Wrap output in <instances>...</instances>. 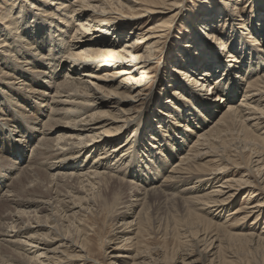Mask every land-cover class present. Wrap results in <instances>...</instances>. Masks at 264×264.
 <instances>
[{"label":"bare ground","instance_id":"obj_1","mask_svg":"<svg viewBox=\"0 0 264 264\" xmlns=\"http://www.w3.org/2000/svg\"><path fill=\"white\" fill-rule=\"evenodd\" d=\"M137 1H139V3ZM137 1L3 0L2 3H0V160L6 158L4 155L11 154L12 151H15L16 154L13 156L16 157L17 161H21L24 157L25 145H28L26 143H30V141L33 142L34 140L35 143H32L30 149H32L33 153L35 152L32 157L35 160L40 156H44V159L49 157L48 159L50 160V157L54 156V149H51L53 142H55V140H60V142L64 140L63 146L56 150V152L59 151V153L55 154L60 159L57 158L60 164L57 165L56 163L58 162L50 163L48 167L49 171H65L68 167L79 170V167H83L78 166V164L82 163V158H80V156L77 155L78 157L74 158L75 156L73 155L74 157H72L74 160L71 156H68L71 157L70 159L66 157L73 152V149H78L81 144L85 145V149H81L82 152H80V154L83 155L89 152L91 153V151L94 150L96 153L98 149V152H100L98 153L99 156H106L110 153L112 154L111 156H113L119 152L120 155L123 153L124 155L117 160L115 164V166L119 165L116 167L117 169L122 165L126 166L122 168L124 169L122 172L119 170L116 171L118 172L116 173L114 171L115 169L111 167L108 172H101L100 170L102 169L101 166L104 165L106 167V163L111 164L113 160L115 162L116 158L118 159V156H115L112 160L109 157H103L98 161L95 157V159H93L96 160L94 173L83 175L79 174L81 171L79 170V173L75 174L78 175L77 177L75 176L76 179L82 177L86 179L87 176V181H89V185L91 184L92 186H95L94 183L97 180L96 178H100V182L112 184L116 187H125L128 186L127 184L129 182H125L130 178V174L125 175L124 173L130 170L131 164H136L138 168L136 179H144V181L147 182L150 179L156 180L155 176H159L164 180L163 183L165 185L162 187L160 186L161 188H156L157 186H155V189H149L150 191L142 189L145 192L142 190V192L140 190V192L137 191L139 193L133 192L134 195L131 197L135 200L127 202L128 204L130 203L127 206V211H130L131 214L128 215L127 212L123 213V215L119 214L120 216L115 218V221L121 224L117 229L119 231L123 229L122 233H125L128 229L134 228L133 233L137 232V234H135L134 238H125L126 236L117 238V240L123 238L119 244L124 242L134 244L136 240V245L140 244L138 238L140 234L145 233L148 224L146 216L149 213L150 205L153 201L157 200V198H166L167 200L179 199V202L184 204L183 208H188L187 215L194 218L192 225L195 226L194 234L196 238L193 239L198 241V247L201 242H205L207 239L209 240L210 247L208 248L210 249L204 253L203 257L204 259H212L209 261L213 264V262L215 263L213 259H217L221 251L226 247L224 246L222 249L221 243L219 242V245L217 244L216 246L217 238H209V235L205 237L206 234L201 233L199 223H201V225L204 224L205 228V223L208 221L204 220L200 215L201 213L199 214V211L202 209L198 207L207 206L210 210L218 206H224L223 208H225L239 192L245 188L252 187L254 183L251 182L248 175L254 174L256 168L261 176H259L261 178L259 183L263 185L261 189H264V147L259 151V149L254 146L253 153L255 155L249 161L248 166L251 165V167L247 170V179L246 177L240 180L232 178L226 181L224 175L228 170L226 171L225 169L230 166L239 169L243 164L239 162L238 155H224L225 153L222 154L219 151L220 149L217 150L216 147L221 135H223L226 130H231V126L237 122H240L239 124H241V126L243 125L242 127L248 136H252L254 132L252 128L254 127L256 128H254V130L260 129V131H262V129H264V11L260 13V9L254 10L255 8H252L250 26L248 18L244 17V10L241 9L240 11L238 9V5L242 0H212L222 2L221 4L210 2L207 5L208 7L206 6L203 11V13H206L203 16L205 19L196 20L191 18V22L195 29H201V35L204 31L207 33V40L210 41L209 43H218L217 40H220L219 48L212 50L195 43L191 44L190 47L182 46L183 51L179 53V55L177 53L179 61L173 60L176 63L175 71L177 75L174 76L173 74L166 82L168 86L173 87V90L168 96L166 93L167 90H160V96H167V98H164V100H167V104L162 101L159 102V106L157 105L155 110L152 111V119L155 121L150 120L145 126L139 125V131L144 129L142 133H139L141 136H138L139 134H134V130L132 132L134 135H131L133 140H130V138H132L131 136H127L126 143L128 144L122 145L121 143L116 144L120 140L118 136L121 132L130 125H135L136 127L140 123L136 122L134 120L135 118H132L130 112L136 108L135 104L141 101L140 97L145 91L144 88L148 86L147 79L149 78L148 74L152 70V62L155 60L154 57H156L154 55L155 51L161 47L160 42L165 38L166 34L170 32L174 18V15L170 17L161 16L158 22L163 21L161 22L163 25H161L159 30L154 28L153 32L148 31L150 33H147V31H145V33H143L141 29H138L133 32L134 26L138 24L137 20L140 19L141 14L143 15L144 13L148 17L153 14L166 15V10L169 12L172 11L171 4L173 3V0ZM252 3H258V0H252ZM174 5H178L177 0L174 2ZM137 7L141 9V13L136 11ZM169 7L170 9H168ZM258 12L260 13L259 15ZM256 13L258 16L255 17ZM124 16L126 17L124 18ZM227 26H230L229 35H222L221 30L225 29V31H227ZM194 33L199 36L196 32ZM114 37L116 41H113ZM133 37L135 38L133 39ZM226 58L227 61L225 62L224 60ZM96 73L98 75H96ZM92 79L96 80L98 84H91V81L89 82L88 80ZM194 81H196L197 85L189 86V84ZM33 85L41 90L37 93L36 90H33ZM92 86H94L95 89H93ZM48 91H54V93H56L54 94L56 95V102L53 101L55 103L54 108L53 104L48 105L49 102L43 105V102H45L43 98L46 97ZM63 93H66V95L68 94L66 100L62 98ZM54 95L53 97H55ZM59 96L60 98H57ZM53 97L50 98L55 100ZM113 97H115L114 99L117 100V103L112 102L113 105L109 106L112 103L105 102V100ZM240 97H242L243 100L238 105L237 101ZM253 100H256L254 102L257 103H255L257 106L253 105ZM221 103L227 104V112H220L219 115H221V118L215 123H210L214 116L213 113L219 111ZM28 107H30L31 110H36L42 116L46 113V109L48 108V111H51L50 114H48L49 124L51 122H53V124L54 122L60 123V119L61 122L63 120L68 122L71 120L69 122L70 125L68 124L70 127L66 128L65 126L66 132L63 134L59 133L60 135L56 139L47 138L41 129L38 119L27 117L26 113H29V111H27ZM79 108L82 112H80L81 110L77 111ZM106 108L110 109L107 110ZM86 114L88 115L86 116ZM128 114L131 116H127ZM245 117L246 119H244ZM31 121L35 122L32 123ZM150 124L153 125L152 128H150ZM209 124H212V126ZM95 125L98 126L93 128L90 127ZM78 127H80V129H77ZM43 128H45V126ZM147 129L148 131H145ZM100 130H102V132L98 133ZM86 131L93 134L84 133ZM38 134L43 138L38 140L36 138ZM25 135H29V139H25ZM122 135L126 136V134H121L120 136ZM102 136L107 138L105 139V146L101 142L97 143V140H100ZM90 143L94 144V150H92L93 146L90 145ZM83 145L82 147H84ZM8 151L10 153H8ZM242 152H244V150ZM63 157L66 158L64 159ZM208 158L209 161L207 163L217 162L218 160L220 163L225 162L224 164L218 163V165H210L213 172H216L213 174L210 170L211 174H213L210 177V174L203 173L207 170V167H204V165L206 166L207 164L204 160ZM102 159H106V163H103L104 161L102 162ZM134 159H137V161L134 162ZM62 162H64V164L69 162V164L64 166ZM120 162L122 163L120 164ZM169 162H171L172 165H169ZM13 163L14 161L12 162V166H7L8 168L5 171L15 168L17 163L15 165ZM86 163L87 161L85 160L83 165H86ZM175 163H177V165H175ZM20 164H22V162ZM167 164L172 169V171L169 172L170 174L167 172ZM32 166L33 165L28 166L24 172H29ZM85 167L86 166H84L83 171L86 170ZM19 168L21 167H16L14 171L18 172ZM163 168V172L160 173V170ZM215 168H219V170ZM24 174H26V172ZM72 175H74V173ZM194 175H198L199 178L205 177L202 180L203 184L199 183L201 187L199 190H204L202 186H204V184H209L213 191H210V193L206 191L209 190V188L205 189L206 193L203 196L200 195L201 197L192 195V197H183L185 199L181 198L182 196L174 191L176 190L174 183H189L191 177L193 178ZM0 176L5 177L3 174H0ZM91 176L94 180H92ZM145 176H147L148 179H145ZM53 177L55 179L56 176L53 174L52 178ZM60 178L59 180L62 181ZM19 179L21 181V178ZM20 181L18 183L22 184L23 181ZM214 181L222 183L220 189H216L217 187L215 184L213 185ZM28 188L29 187H27V189ZM187 189H189V187L184 190ZM250 191L251 192L248 191V195L251 199L253 195L254 198H258L259 196L262 197V199L257 202L258 204L260 202V206H253L255 207V211L257 209V214H260L262 208H259L261 206L264 207V196L262 193L256 194V191ZM97 199L100 200L99 203L97 202L100 207V212L98 213H101V211H104L103 209L101 210V207L104 206V202L101 195H98ZM79 201L81 202V200ZM36 205L38 204L36 203ZM105 206L109 208L107 202H105ZM37 207H39V205ZM136 208H140V210L136 212ZM242 210L244 209H241V211ZM254 210H251L242 220L246 221L247 219L249 220V218H254ZM241 211L237 210V212ZM222 212H224V210H222ZM93 216L96 215L94 214ZM258 218H260L259 215ZM255 221L257 222L258 219ZM210 222L211 221L206 224H210L211 226L212 223ZM38 226H36V228L33 226L34 229L32 228L36 231H33L30 227L20 228L21 230L19 231H24V229L25 231L19 234H30L25 237L27 238L26 242L22 243L18 241L15 243L13 241L14 244H23L25 246L24 252L26 250L31 252V249L39 248V246H36V244L34 245V243H43L48 246H53L52 244L58 241L56 240L58 237L54 240L47 234H38L39 231L41 232L43 230L39 228L41 226ZM78 226V231L80 233L84 232L83 235L86 244L79 242V245H77V243L73 244L75 249H72V246L69 249L67 248L69 246H67V242L64 243V241H60L61 244L58 247L48 250L50 253L45 251L41 255H37L39 251H36L31 253V258L19 253L15 255L23 261L29 262V264H66L68 260L85 262L84 264H86L91 259L90 252H92L93 248L90 247L91 241H86L88 238V233L85 232L86 229H82L80 225ZM226 227L227 225H220L217 231L226 232ZM44 231H46V229H44ZM263 232L261 231V234ZM1 234L2 232L0 235ZM119 234H121V232H118L116 237H118ZM199 234L200 237L198 238ZM225 234L233 235L229 232ZM256 235L242 234L234 236H243L246 241H250L252 238H259L260 240L257 239L259 242L264 240L262 235ZM64 238L66 239V237ZM1 241L2 240H0V242ZM218 241L220 240L218 239ZM4 242L6 243V241ZM11 243L9 242V244ZM247 243L248 242H246V244ZM14 244L12 243V245ZM28 246L31 247L30 250L27 249ZM61 247L66 250L64 249L61 252V256H57ZM76 248L79 249V251H77ZM117 248L116 253L118 254V250L121 248ZM217 250L219 251L217 252ZM224 251L226 252V250ZM200 252L199 254H201ZM51 253L54 255L53 257H49ZM118 257L121 256L119 255ZM118 257L112 264L121 263L118 261ZM112 258L116 257L113 256ZM220 260L222 261L221 258ZM223 261L226 262V260ZM92 262L96 264L97 261L95 262L92 260ZM230 264L232 263L230 262Z\"/></svg>","mask_w":264,"mask_h":264},{"label":"rangeland","instance_id":"obj_2","mask_svg":"<svg viewBox=\"0 0 264 264\" xmlns=\"http://www.w3.org/2000/svg\"><path fill=\"white\" fill-rule=\"evenodd\" d=\"M2 1L3 0H0V3H2ZM151 1H153V0H151ZM175 1L176 0H173V3L171 4L172 5V7H171L172 11L170 10L171 12L166 10V15L153 14V15H150V17H148L146 14L143 13V15L142 14L140 15L141 16L140 19L137 20L138 24H136V26H134L133 32L137 31L138 29L139 30L141 29V31H143V33H145V31H147V33H150L148 31L153 32L154 28H157L159 30L161 28V25H163V23H161L163 21L158 22L160 20L161 16L162 17H165V16L170 17V16L174 15V18H173V21L171 24V28H170V32L168 34H166L165 38L162 39V41L160 42L161 47L159 49H156V51H155L154 55L156 57H154L155 60H153V62H152V70L148 74V77H149L147 79L148 86H146L144 88L145 91L143 92V94L140 97L141 101L139 100L140 102H137L135 104L136 108H134L132 110V112H130V114L132 115V118H135L134 120L136 122H140V123L136 127H135V125H130L127 128H125L121 132V134H126V136L125 135L120 136L121 135L120 134L118 136V138L120 137V140L116 144H119V143H121L122 145L128 144V143H126L127 136H131L133 134L132 132L134 130H135L134 134H139L140 132L142 133L144 129L142 131H139L138 126L139 125L145 126L148 124V122L150 120H154V119H152V117H153L152 111L155 110L157 105L159 106V102L162 101L163 103L164 102L166 103L167 100H164V98H167V96L170 95V93L173 90V87L168 86V84L166 82L173 74H174V76L177 75V73L175 71L176 63L173 60H175L177 62L179 61V57L177 56V53L179 55V53H181L183 51L182 46L190 47L191 44L195 43L199 46L206 47V48H209L212 50H216L217 48H219L220 40H217L218 43L217 42L209 43L210 41L207 40V33L203 30L204 33L201 35V32H200L201 29H197V30L195 29V27L193 26V24L191 22V18L196 19V20L205 19L203 17L204 14H206L205 12L203 13V11L205 10V7L210 2L211 3L215 2L217 4H221L222 1L177 0L178 5H174ZM137 2L139 3V1H137ZM140 3H142V2H140ZM219 6H221V5H219ZM238 6L237 7L240 11H241V9L244 10V13H245L244 17L248 18V21H249L248 23L250 26H251V18H252V15H251L252 14V8H255L254 10L260 9V11H259L260 13H262L264 11L263 0H258V3H254V4L252 3V0H250V1H248V0L243 1L242 0ZM260 7H262V8H260ZM168 9H170V7ZM136 11L138 13L142 12L141 9H138V7L136 8ZM259 12H258V15L260 14ZM258 15L256 13L255 17ZM125 17L126 16H124V18ZM254 20H255V18H254ZM156 24H157V26H156ZM237 24H239V23H237ZM228 25H229V22H228ZM229 28H230V26H227V29H228V30L226 29L227 31H225V29H222L221 30L222 35L228 36L229 35L228 33L230 31ZM118 29H119V26H118ZM242 29H244V28H242ZM193 30L199 36H197L193 32ZM207 31L211 32L209 30H207ZM134 38L135 37H133V39ZM213 40H215V39H213ZM113 41H116L115 37L113 38ZM224 61L226 62L227 58ZM88 74H93V73H88ZM96 75H98V74L96 73ZM88 81L89 82L91 81V84H98V82L96 80H93V79L88 80ZM193 85H197L196 81L189 84V86H193ZM33 86H34L33 90L34 91L36 90L37 93L39 92V90H41L38 87H36L35 85H33ZM92 88L95 89L94 86H92ZM206 89H208V88H206ZM160 90H167V92H166L167 96H165V95L160 96V92H161ZM6 92H9V91H6ZM48 93H50V94H48ZM54 94H56V93H54V91H52V92L48 91L46 97L43 98V100L45 101V102H43V105H46L47 102H49L48 105L53 104V108H54V106H55L54 102H56V95H54ZM53 95L55 97H53ZM67 95H66V93L62 94L63 100H66ZM98 96H100V95H98ZM50 97L55 98V100H53ZM57 98H60V96ZM114 98L115 97H113L111 99H107V100H105V102L115 103L117 100H115ZM39 99H41V98H39ZM242 100H243V98L240 97L237 101V104L239 105L242 102ZM51 101L52 102L54 101V102L52 103ZM254 101H256V100H253V102ZM113 103L110 104L109 106H112ZM255 103L256 102H254L253 105L257 106V105H255ZM226 105H227L226 103L220 104L219 111L216 113L215 112L213 113L214 116H213V119H211L210 123L211 122L215 123L221 118V115H219L220 112H222V111H223V113L227 112L228 108H226ZM23 106H24V104H23ZM46 107H48V106H46ZM106 109L108 110L110 108H106ZM80 110H81L80 108L77 109V111H80ZM27 111H29V113H26L28 118L31 117L32 119H38V121L40 122V125H41V129L43 130V132L46 135V136L45 135L44 136L47 138H50V139L55 138L56 139L60 134H63L64 132H66L65 126H66V128L70 127L69 122L71 120L69 122L66 120H63L61 122V119H60L59 120L60 123L54 122V124H53V122H51L49 124L50 121L48 120V114H50L51 111L49 112L48 108L46 109V113L43 116L40 115L36 110H31L30 107H28ZM80 112H82V110ZM130 114H128L127 116L130 117L131 116ZM87 115L88 114H86V116ZM244 119H246V117ZM47 120H48V123H47ZM31 122L33 123L35 121H31ZM239 123L240 122H237L236 124L232 125L231 126L232 129L226 130L225 133L223 135H221V137L219 138L218 143L216 142L217 143L216 144L217 150L220 149L219 151L222 154L225 153L224 155L227 154V156L229 154L233 155V156L238 155L239 156L238 157L239 162H241L243 164L242 167L239 169L237 167H233V166L226 168L225 170L226 171L228 170V172L224 175V177H226L225 181L232 179V178H235L236 180L237 179L240 180L243 177H246V175L248 174L247 170L249 167H251V165L248 166L249 161L255 155L253 153V149L256 147L260 151L262 149V147H264V145H263V143H264L263 142L264 141V134H263L264 129H262V131H260V129L254 130V128H255L254 127V128H252V130L254 131L252 136H248V134L244 131V129L242 127L243 125L241 126V124H239ZM44 126H45V128H43ZM97 126L98 125L90 126V127L93 128V127H97ZM150 126H151L150 128H152L153 125L150 124ZM210 126H212V124ZM77 129H80V127H78ZM145 131H148V129ZM101 132H102V130H100L98 133H101ZM84 133L93 134V133H91V132L89 133L87 131ZM254 135H255V137H254ZM138 136H141V134H139ZM27 138L29 139V135H25V139H27ZM36 138L39 140L43 137L39 136V134H38V135H36ZM105 139H107V138L102 136L100 140H97V143L101 142L102 144H104V143L106 144ZM130 140H133V137L130 138ZM63 141L64 140H61V142H60V140H55V142H53L51 149H54V151H53L54 156H51L50 160L48 159L49 157H46L47 159H44L45 158L44 156H40L36 160L32 158L34 156L35 152L33 153L32 149H30V146L32 145V143H35V140L33 142L30 141V143H26L28 145H25V147H26L25 153L23 154L24 157L22 158L21 161H17L16 157L13 156L16 154L15 151H12L11 154L4 155L6 158L1 159L3 162L0 160V174L1 175L3 174L5 176V177L0 176V180H2V178H3V180L0 181V233L2 232V234H1L2 236L0 235L1 236L0 240H2L0 242L1 243L0 244V264H24V263L29 264V262L23 261L21 258H19L15 254L19 253L21 255L23 254V255L27 256L28 258H31V256H32L31 253L39 251L37 253V255H41L45 251H48V250H51V249L58 247L61 244L60 241H62V242L64 241V243L67 242V246L69 245L67 248H69V249L71 248V246H72V249H75L73 244L77 243V245H79V242L86 244V242L84 240L85 237L83 235L84 232L80 233L78 231V229H77L78 225H80L82 229H86L85 232L88 233V235H87L88 238L86 239V241L87 240L91 241L90 247L93 248L92 252H90V257L95 262L97 261L96 264H112L113 261L116 260L119 255L121 256V257H118L119 258L118 261L121 262L120 264H135V263H138V264H184V263H187V264L188 263L189 264H209L210 263L211 264L210 261L212 259H207V258L204 259V257H203L204 253L210 249V248H208V247H210L209 242H208L209 240L207 239V240H205V242L204 241L201 242L199 244V247H198V245H197L198 241L194 240L196 238L195 234H194L195 233V229H194L195 226L192 225L194 218L187 215V213H188L187 209L188 208L187 207L183 208L184 204L179 202V199H176V200L168 199L167 200L166 198H157V200L153 201L152 204L150 205L149 213L146 216V220L148 221L147 228H146L147 231L145 230V233H142L139 235L138 240H139L140 244L136 245L137 240L135 241L134 244L133 243L128 244L125 242L119 244L123 238L120 240H117V238H121L123 236H126L125 238H128V237L134 238L135 234H137V232L133 233L134 228L128 229L125 233H122L123 229H120V231L117 229L118 227L121 226V224H119V223H117V221H115V218H118L120 215H123V213H125V212H127L128 215L131 214L130 211H127V206L130 204V203L128 204L127 202H131L132 200H135L134 198L131 197L132 195H134L133 192L134 191L137 192L139 190L141 191L142 189H144V190L147 189V191H150L151 189H155L154 188L155 186H157L156 188H161L162 186L165 185L163 183L164 180L161 179V177H159V176H155L156 180L150 179L147 182L144 181V179H139V178L136 179V176H137L136 174H138V168L136 167V164L135 165L131 164L130 170L124 173L125 175L130 174L129 175L130 178L127 180V182H125V183L129 182L127 184L128 186H125L126 188L125 187H118V186L116 187L112 184H106L104 182H100L99 181L100 178H96L97 180L94 183L95 186H92L91 184L89 185V181H87V176H86V179L84 177H82L80 179H78V178L76 179V177L78 175H75V174L79 173V170H81L79 174H83V175L94 173L96 160L98 161L103 157H109L112 160V159H114L113 157L118 156V159L116 158L115 162L113 160L111 164H109V163L107 164L106 159L105 160L102 159L101 161L102 162L104 161L103 163H106V167L104 165L101 166L102 167V169H100L101 172H108V171H110L111 168L115 169L114 170L115 172L119 171V170H120V172H122L124 170L122 168L126 167V166L122 165L120 167L121 169L120 168L117 169L116 167H118L119 165L115 166L116 161L119 160L124 155L123 153H121V155L119 154L120 153L119 152L113 156H111L112 155L111 153L109 155H106V156H99L98 155V153H100V152H98L99 149L95 153V150H94L95 146H93L94 145L93 143H90V145L93 146L92 150H94V151H91V153L89 152L85 155L80 154V152H82V150L85 149V145L81 144V146L79 147L80 149L79 148L76 149L77 151L75 149H73V152L66 156V157H68V156L72 157L74 155L75 156V157L73 156L74 158H76L78 156H80V158H82V160H81L82 163L78 164V166H83V167H79L78 168L79 170L74 169L72 167L71 168L68 167L67 170H65V171H62V170L49 171L48 167L50 166V163L52 164V163L58 162L56 164L57 165L60 164L59 163L60 159L55 154L59 153V151L56 152V150L61 148V146H63V143H64ZM36 142H37V140H36ZM105 144H104V146H105ZM82 145L84 147H82ZM243 150H244V152H242ZM78 152H79V154H78ZM8 153H10V152L8 151ZM101 153H104V152H101ZM82 156H84V157H82ZM71 157H68V158L70 159ZM73 157H72V159H73ZM95 157H96V160H93V159H95ZM125 157H124V160H125ZM179 157H180V155H179ZM57 158L59 160H57ZM126 159H127V157H126ZM10 160H12V161H10ZM85 160L87 161V163H86V165H83ZM13 161H14V163H13L14 165L17 163V165H15L17 168L19 166L21 167V168H19L18 172L14 171V169L16 167L11 169V170L5 171L8 167L12 166ZM33 161H34V163H33ZM136 161H137V159H134V162H136ZM204 161H205V163H207L209 161V158L204 160ZM21 162H22V164H20ZM121 163L122 162H120V164ZM177 163H175V165H177ZM218 163H220L219 160L217 162L207 163L206 166L204 165L205 168L207 167L206 168L207 172L205 171L203 173L210 174L209 177L211 175L215 174L216 172H213V169L210 168V165H218ZM224 163L225 162H221L220 164H224ZM62 164H64V162H62ZM68 164H69V162L64 164V166H67ZM170 164L172 165L171 162H169V165ZM30 165H33L32 168L30 169V171L31 170L32 171L30 172L28 170L30 173L25 171L26 174H24L25 173L24 170ZM169 165L167 166L168 174H170L169 172L172 171V169H171V167H169ZM84 166H86L85 167L86 170L83 171ZM104 168H107V169H104ZM108 168H109V170H108ZM164 168L162 170H160V173L163 172ZM215 169L219 170V168H215ZM256 169L254 170V174L248 175L249 177L247 176L248 178H250L251 182L254 183L252 185V187L245 188L241 192H239L225 206V208H223L224 206L223 207L218 206V207H213L210 210V208H207V206L206 207H201V206L198 207L199 209H202L201 211H199V214L201 213L200 215L204 218V220L208 221V222L211 221L210 223L213 224V225L211 224V226H210V224L208 225V224H206L208 222H206L205 228H207V229H205L204 224L201 225V223H199V227H200L199 229H201L200 230L201 233L206 234L205 237H208V235H209V238L210 237H214L213 239L217 238L216 239L217 240L216 246H217V244L219 245V243H221L220 245L222 246L221 247L222 249L224 248V246L226 247L223 249V251L226 250V252L224 251V254L222 255L223 251H221V253L217 257V259H215V258L213 259L215 261V263L212 261L213 264H230V262L232 264H264V243H263L264 240L259 242L257 240L259 238H252L253 240L250 239V241H248V240L246 241L245 238H243V236H234V235H242V234H244V235L245 234L246 235L247 234H251V235L257 234L256 236L262 235V237H264V232H263L264 231V207L261 206L259 208V209L262 208L260 214H257V209L255 211L254 210L255 207H253L255 205L260 206V202H259V204L257 202L260 201V199H262V197L259 196L260 198L259 197L254 198V195H253V198L251 199L250 196L248 195L249 194L248 191L251 192L250 190H252V192L256 191V194L262 193V195L264 196V194H263L264 189H261L263 185H261L259 183L261 176L259 175V173L257 172ZM210 170L213 174H211ZM3 171H5L6 173ZM9 171L11 174L9 173ZM167 172H166V174H167ZM71 173L72 174L74 173V175H72ZM116 173H118V172H116ZM53 174H54V176H56L55 179H54V177L52 178ZM22 175L23 176L26 175V176L23 177ZM197 176L194 175L193 178L191 177V179H190L191 181L189 183H183V184L174 183L175 189H176L174 191L178 192L180 194V196H182L181 198L192 197V195L193 196L195 195L197 197H201L200 195L203 196L206 193V191H208L209 193H210V191H213V189L210 188L209 184H204V186H202L204 188V190L203 189H201L202 191L199 190V188H201L200 184H203L202 180L205 177L199 178V176L198 177ZM62 177L64 178V180ZM247 177H246V179H247ZM19 178H21V181ZM59 178L62 179V181L59 180ZM207 178H208V176H207ZM51 179H53L54 181ZM145 179H148V177L145 176ZM192 179H193V181H192ZM80 180H82V181H80ZM92 180H94L93 177H92ZM19 181L20 182L23 181L22 184L18 183ZM105 184L107 185V187ZM192 184H193V186H192ZM214 184L217 187L216 189L221 188L222 183H218V181H214L213 185ZM158 185H159V187H158ZM188 185H190V186H188ZM176 186H177V188H176ZM27 187H29V188L27 189ZM181 187H182V190H181ZM188 187H189V189L184 190ZM205 189H209V190L205 191ZM190 190H191V192H190ZM139 192H137V193H139ZM143 192H145V191H143ZM196 194H198V195H196ZM98 195L102 196V199L104 202V206L101 207V210L103 209L104 211H101V213H98V212H100L99 211L100 207L98 204L100 200L97 199ZM183 195H185V196H183ZM79 198H81V199H79ZM183 199H185V198H183ZM249 199H251V200H249ZM79 200H81V202ZM105 202H107L109 204V208L105 206ZM36 203L39 205L40 208L37 207L38 205H36ZM251 207H253V208L249 209ZM241 209H244V210L241 211ZM135 210H136V212H138L140 210V208H136ZM222 210H224V212H222ZM237 210H240L241 212H237ZM251 210H254V213H253L254 218L253 217L251 219L249 218V220L247 219L246 221L242 220V218L247 216V214L249 212H251ZM235 212H237V213H235ZM36 213H38V214H36ZM92 213H93V215L95 214L96 216H93ZM258 215L260 218H258ZM4 217L5 218L9 217V218L5 219ZM76 218L78 219V222H77ZM254 219L255 220L258 219V221L256 222ZM40 221H41V223H40ZM38 225L41 227H39ZM46 225H48V226H46ZM220 225L221 226L227 225V227H226L227 231L226 232H229L233 235H227V234H225L226 232L217 231L218 226H220ZM33 226L35 228H36V226H38L39 228L43 229L41 232L39 231L38 234H45V235L47 234L51 238H53L54 240L58 237V239H56L58 241L55 242V244H52L53 246H50V245L48 246V245L43 244V243L42 244L34 243V245L35 244H36V246L38 245L39 248L31 249V247L28 246L27 249L28 250L31 249V252H28L27 250L24 252L23 250H25V246L23 244H14V242L15 243L18 241H21L22 243L26 242L27 238H25V237L29 236L30 233L27 232L28 235L19 234L20 232H24L25 229H24V231L23 230L19 231V230H21L20 228H23V227L24 228L30 227L31 229L32 228L34 229ZM208 227H211V228H208ZM17 228H18V230H17ZM78 228H79V226H78ZM44 229H46V231H44ZM33 231H36V230H33ZM204 231H206V232H204ZM261 231L263 232L262 234H261ZM54 232H56L58 234H56ZM116 232L117 233L121 232V234H119V236L116 237L117 236ZM3 234H5V235H3ZM51 234H53L54 236ZM187 234H188V236H187ZM189 234H191V235H189ZM62 235L64 237H66L67 241ZM189 236H192V237H189ZM62 237L64 240L62 239ZM199 237H200V234H199L198 238ZM233 238H235V239H233ZM218 239L220 241H218ZM4 241H6V243ZM8 241L10 243L12 242L14 245H12V243L9 244ZM206 241H207V244H206ZM246 242H248L247 243L248 245L246 244ZM249 242H250V244H249ZM203 244H204V246H203ZM244 244H246V245H244ZM117 245H119V246H117ZM250 245H252V246H250ZM22 247H24V248H22ZM117 247L121 248L120 250H118V252H119L118 254L116 253V249H118ZM64 249L65 248L61 247L60 252H59L60 254L58 253L57 256H61L62 255L61 252ZM77 251H79V249H77ZM218 251L219 250H217V252ZM67 252L71 253L70 251H67ZM199 252L202 255L199 254ZM48 253H50V252L48 251ZM53 256L54 255L52 253L49 254V257H53ZM113 256H115L116 258H112ZM15 257H18V258H15ZM219 257L222 259V261L226 260V262L225 261L222 262ZM25 259H26V257H25ZM91 259L86 264H95L94 262H92ZM216 261H218V262H216ZM84 263L85 262H79V261H73V260H68L66 262V264H84Z\"/></svg>","mask_w":264,"mask_h":264}]
</instances>
